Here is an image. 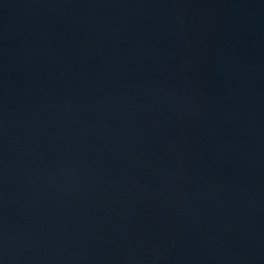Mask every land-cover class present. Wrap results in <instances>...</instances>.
<instances>
[{
	"label": "water",
	"instance_id": "1",
	"mask_svg": "<svg viewBox=\"0 0 264 264\" xmlns=\"http://www.w3.org/2000/svg\"><path fill=\"white\" fill-rule=\"evenodd\" d=\"M0 264H264V0H0Z\"/></svg>",
	"mask_w": 264,
	"mask_h": 264
}]
</instances>
